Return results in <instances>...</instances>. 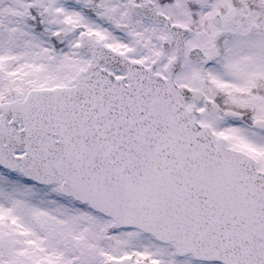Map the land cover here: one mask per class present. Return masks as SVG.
I'll return each instance as SVG.
<instances>
[{"label": "snow or ice", "instance_id": "obj_1", "mask_svg": "<svg viewBox=\"0 0 264 264\" xmlns=\"http://www.w3.org/2000/svg\"><path fill=\"white\" fill-rule=\"evenodd\" d=\"M0 264H264V0H0Z\"/></svg>", "mask_w": 264, "mask_h": 264}]
</instances>
